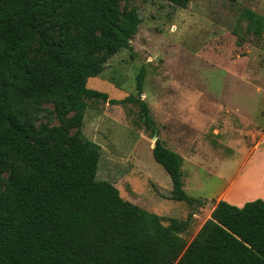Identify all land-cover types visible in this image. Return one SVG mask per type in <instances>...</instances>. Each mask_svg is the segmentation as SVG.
<instances>
[{
    "label": "trees",
    "instance_id": "1",
    "mask_svg": "<svg viewBox=\"0 0 264 264\" xmlns=\"http://www.w3.org/2000/svg\"><path fill=\"white\" fill-rule=\"evenodd\" d=\"M128 1L0 0V264H264V199L215 201L187 240L193 214L164 223L96 178L102 147L82 130L88 100L139 103L158 130L141 97L87 86L132 47L141 16ZM241 14L264 32L262 14ZM152 152L171 177V198L204 203L186 191L178 152L160 138Z\"/></svg>",
    "mask_w": 264,
    "mask_h": 264
},
{
    "label": "rangeland",
    "instance_id": "2",
    "mask_svg": "<svg viewBox=\"0 0 264 264\" xmlns=\"http://www.w3.org/2000/svg\"><path fill=\"white\" fill-rule=\"evenodd\" d=\"M127 4L141 16L132 47L111 56L87 86L109 98L147 101L154 135L183 157L184 187L204 203L171 198V177L154 158V135L139 103L88 100L82 130L102 147L96 178L111 181L125 199L160 214L164 223L193 214L183 232L191 240L224 186L220 167L234 164L228 157L235 150L250 152L264 129V32L255 34L241 14L248 7L264 16V0Z\"/></svg>",
    "mask_w": 264,
    "mask_h": 264
},
{
    "label": "crops",
    "instance_id": "3",
    "mask_svg": "<svg viewBox=\"0 0 264 264\" xmlns=\"http://www.w3.org/2000/svg\"><path fill=\"white\" fill-rule=\"evenodd\" d=\"M228 159L234 164L220 167L218 177L224 181V186L215 201L226 200L242 206L250 200L264 199V129L250 152L235 150Z\"/></svg>",
    "mask_w": 264,
    "mask_h": 264
},
{
    "label": "water",
    "instance_id": "4",
    "mask_svg": "<svg viewBox=\"0 0 264 264\" xmlns=\"http://www.w3.org/2000/svg\"><path fill=\"white\" fill-rule=\"evenodd\" d=\"M157 138H158L157 135H154V136H153V139H154L155 141L157 140Z\"/></svg>",
    "mask_w": 264,
    "mask_h": 264
}]
</instances>
